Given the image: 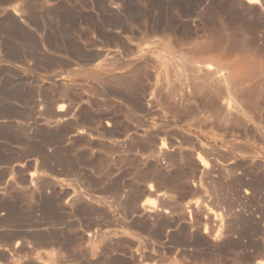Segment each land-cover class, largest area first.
I'll return each mask as SVG.
<instances>
[{"label":"rangeland","instance_id":"rangeland-1","mask_svg":"<svg viewBox=\"0 0 264 264\" xmlns=\"http://www.w3.org/2000/svg\"><path fill=\"white\" fill-rule=\"evenodd\" d=\"M263 17L248 0H0V264H264V115L218 125L169 98L211 35L263 60Z\"/></svg>","mask_w":264,"mask_h":264},{"label":"bare ground","instance_id":"bare-ground-1","mask_svg":"<svg viewBox=\"0 0 264 264\" xmlns=\"http://www.w3.org/2000/svg\"><path fill=\"white\" fill-rule=\"evenodd\" d=\"M248 1H250V3L254 5L264 2V0L262 1L261 0H248ZM261 32L264 33V17H263V25H262ZM190 48L187 47L189 51H190ZM194 50H195L194 53L196 55L195 56L196 58L188 62L190 63V69L188 70L185 69V71L184 69L182 71L176 67H174L176 68L174 69L172 68L174 64L171 67L172 68L171 73H172L173 79H170V80L173 81L172 85L176 87V90L173 89L172 93L170 94L167 93L169 94V98H171L174 102H176L178 99L180 101V100H187L191 98L200 100L201 103L205 102V105L209 107V114L214 119L215 123H217L218 125L229 124V125H237V127L240 125L249 126L251 125L250 124L251 121L254 122L256 121L257 118H260L264 115V58L263 60H261L262 59L261 58L260 59L261 61L252 60L250 59L248 55V45L243 40L242 41L236 40L234 42H231L229 39V42L227 41L225 43L223 42L222 37L221 36L218 37V35L217 37L212 36V35L209 36V42H207V44H204L200 47L197 46V48H195ZM184 51H186V49ZM258 51L260 52V50ZM189 54H191V52L188 53V55ZM206 54H209V58L206 56ZM182 58L184 57L182 56ZM253 58L255 59V57ZM155 63L157 64L158 62H155ZM157 65L155 66L157 67ZM132 68H130V70ZM127 74L129 73L119 72L116 75L121 77L122 75H127ZM131 79H133V77ZM165 81L166 80H164V82ZM163 84H166V83H163ZM251 127L252 126H250V128ZM216 199L214 198V200ZM218 219L221 220V217ZM216 241H219V240L215 239V242ZM215 242H212V244Z\"/></svg>","mask_w":264,"mask_h":264}]
</instances>
